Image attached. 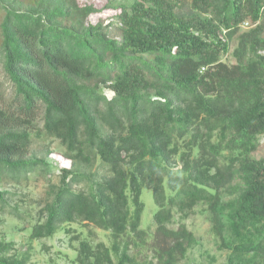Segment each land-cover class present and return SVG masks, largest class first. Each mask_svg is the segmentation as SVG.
Wrapping results in <instances>:
<instances>
[{
	"label": "trees",
	"instance_id": "trees-1",
	"mask_svg": "<svg viewBox=\"0 0 264 264\" xmlns=\"http://www.w3.org/2000/svg\"><path fill=\"white\" fill-rule=\"evenodd\" d=\"M263 136L264 0H0V185L53 171L34 137L70 160L30 240L59 229L77 240L71 224H92L112 242L80 239L77 264H136L128 237L146 242L149 186L163 264L197 243L168 224L198 206L227 264H264ZM7 193L0 219H21ZM30 248L0 240V264H28Z\"/></svg>",
	"mask_w": 264,
	"mask_h": 264
},
{
	"label": "rangeland",
	"instance_id": "rangeland-1",
	"mask_svg": "<svg viewBox=\"0 0 264 264\" xmlns=\"http://www.w3.org/2000/svg\"><path fill=\"white\" fill-rule=\"evenodd\" d=\"M107 1L113 5L131 4L133 2V0H78L82 4H94L99 8ZM98 18L93 15L91 20L95 22ZM243 26L246 28L245 25ZM32 148L42 151L43 154L46 150H49L47 158L55 168L49 174L32 172L27 179L19 183L7 179L2 182L1 188L8 192L7 197L11 200V204L17 205L22 218L16 219L8 214L2 215L0 219V240L13 242L11 253L13 250L22 252L28 246H31L29 249L31 259L28 264H77L75 261L76 249L79 240L82 238H90L93 243L103 241L110 245L112 240L109 232L92 224L82 227L83 224L81 223L71 224L75 230L74 234L79 236L77 240H70V234L66 235L63 229H59L49 237L36 240L29 239L31 227L37 221L38 210L45 203L48 193L51 191L50 185L58 182L60 169L70 167V160L63 155L64 148L57 139L34 137ZM253 155L256 158L264 157V136ZM175 167H180L179 161H177ZM105 169L99 162L92 168V170H98V175L104 173ZM141 200L144 203V208L140 227L146 231V242L134 245L131 236H129V253L135 259L136 264H163L158 257L159 250L168 241H164L163 237H156L155 235L154 214L158 208L151 187L145 186L142 189ZM182 223L186 225L188 230L193 232L197 243L188 250L185 257L179 259L177 264H227L228 250L220 248L219 241L211 230L210 213L205 210V206L196 207L184 219L179 214H175L168 227L176 229Z\"/></svg>",
	"mask_w": 264,
	"mask_h": 264
}]
</instances>
